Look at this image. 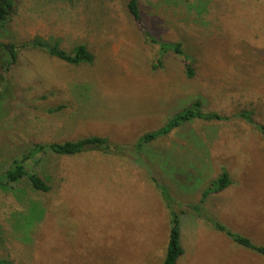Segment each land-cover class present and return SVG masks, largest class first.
Returning a JSON list of instances; mask_svg holds the SVG:
<instances>
[{
    "label": "rangeland",
    "instance_id": "obj_1",
    "mask_svg": "<svg viewBox=\"0 0 264 264\" xmlns=\"http://www.w3.org/2000/svg\"><path fill=\"white\" fill-rule=\"evenodd\" d=\"M207 1L198 13L185 0H140L145 28L181 42L187 56L169 52L158 65L157 47L128 15L126 0H16L0 41L41 38L66 50L84 43L94 61L74 66L20 48L1 70L0 172L33 143L100 135L123 149L26 160L50 190L24 179L15 190L0 187V259L161 264L173 212L184 248L177 264H264L214 227L264 247V0ZM190 60L194 78L185 74ZM195 99L222 119L193 118L135 150L146 132ZM223 171L229 185L204 197Z\"/></svg>",
    "mask_w": 264,
    "mask_h": 264
},
{
    "label": "trees",
    "instance_id": "obj_2",
    "mask_svg": "<svg viewBox=\"0 0 264 264\" xmlns=\"http://www.w3.org/2000/svg\"><path fill=\"white\" fill-rule=\"evenodd\" d=\"M188 3L189 9L195 8L198 13L203 12L205 6L207 5V0H185ZM16 0H0V32H3L9 21ZM125 8L128 15L133 19L134 24L137 28L141 29L143 35L157 47L158 53V65H161L162 59L167 53H175L177 56L185 55L182 49V43L177 41H167L153 36L149 30L145 28V21L141 12L140 0H126ZM20 48H34L44 50L48 55L57 58L64 63L70 65H81V64H91L94 61V54L84 43H79L70 50H66L60 47L58 42H47L41 38H33L30 41H25L21 44L14 42H4L0 41V68L1 70H8L11 65H13L18 58V50ZM185 74L188 78H194L196 72L193 66V60L185 63ZM3 76L0 73V83L3 80ZM77 88L80 89V96L83 100H88L89 95L87 94V88L79 85ZM82 89V90H81ZM6 89L0 91V96L5 93ZM200 101L195 99L188 108L173 114L166 123L160 128L146 132L140 142L135 147L136 151H140L142 142H149L157 137H160L166 133H169L171 130L179 128L184 123L191 121L193 118H199L204 120L212 119H222V116L218 113H203L200 110ZM63 108L62 105L51 108L49 112H57ZM245 112H240L241 118L252 122V119L248 117V114ZM259 130L263 135L264 139V125H259ZM122 147L120 148L117 145H112L109 139L105 136L100 135H91L86 137H81L76 140H65V141H53L48 143H33L29 148L23 152L21 158H15L11 161L9 166L0 172V187L6 190H15V184L21 180H26L31 188L34 190L47 192L50 190V186L47 181L43 178L40 173L37 171H32L27 168L25 165L26 160L31 159L35 160V163L39 161V157L45 155L47 152H53L55 155L61 156H75L88 151H101L105 154H118ZM230 183L228 174L223 171L220 176L213 182L210 183L209 187L204 192V197L211 191H219L227 187ZM158 185V184H157ZM159 187V186H158ZM162 194H165L166 197L169 196L165 188L162 189ZM30 222L33 223L35 218L30 216ZM170 229L166 244V251L164 258L161 264H177L180 257L184 254V248L180 240V226H181V217L177 213L170 214ZM215 229L224 232L230 239L236 242L237 245L250 249L262 256H264V247L254 245L248 238L236 234L231 230L226 229V227L219 223H214ZM0 264H14L11 261L0 259Z\"/></svg>",
    "mask_w": 264,
    "mask_h": 264
},
{
    "label": "water",
    "instance_id": "obj_3",
    "mask_svg": "<svg viewBox=\"0 0 264 264\" xmlns=\"http://www.w3.org/2000/svg\"><path fill=\"white\" fill-rule=\"evenodd\" d=\"M0 73H1V68H0Z\"/></svg>",
    "mask_w": 264,
    "mask_h": 264
}]
</instances>
